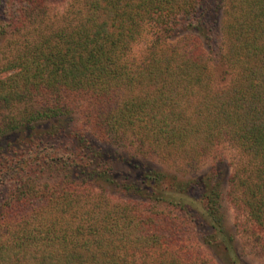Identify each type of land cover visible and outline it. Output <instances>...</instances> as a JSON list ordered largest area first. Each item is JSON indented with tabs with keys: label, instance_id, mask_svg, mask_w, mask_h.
I'll list each match as a JSON object with an SVG mask.
<instances>
[{
	"label": "trees",
	"instance_id": "obj_1",
	"mask_svg": "<svg viewBox=\"0 0 264 264\" xmlns=\"http://www.w3.org/2000/svg\"><path fill=\"white\" fill-rule=\"evenodd\" d=\"M68 2L62 16L76 17L53 21L48 0H0V135L27 133L26 148L0 162V264H207L174 253L149 258L200 223L202 241L227 264H245L223 224L216 171L180 181L121 156L142 186L120 184V158L94 139L182 170L229 143L243 158L228 175L236 206L264 247V0ZM141 40L142 56L130 58ZM19 106L22 120L12 115ZM77 112L87 128L68 131ZM46 173L55 179L41 182ZM77 182L128 187L158 205L125 206L115 218L110 208L78 214ZM137 248L147 258H134Z\"/></svg>",
	"mask_w": 264,
	"mask_h": 264
},
{
	"label": "rangeland",
	"instance_id": "obj_2",
	"mask_svg": "<svg viewBox=\"0 0 264 264\" xmlns=\"http://www.w3.org/2000/svg\"><path fill=\"white\" fill-rule=\"evenodd\" d=\"M48 4L50 7V17L53 21H61L64 18L74 19L75 12L64 14L68 7V0H48ZM75 10V9H74ZM145 50V40H141L135 43L132 47L130 58H140ZM6 48H5V39H0V63L5 62L6 56ZM216 80H218L219 84H225L224 81H219V72L221 67L219 65H214ZM228 81V80H227ZM19 106L14 110L12 115H16L19 120L23 116L21 111L23 108ZM22 120V119H21ZM50 121H47L46 125H50ZM65 127L68 131L70 130H80L83 132L85 128H87L83 121V115L79 112L75 113L71 119L67 120L65 123ZM68 131H63L64 136H69ZM27 133L21 134L20 132H10L8 134L1 133V141H0V162H7L10 157V154L14 150L26 148L25 143L22 141V138H26ZM63 137V136H62ZM97 145L102 146L106 149V153L111 155V157L125 156L126 158H130L134 161V158L140 160L150 168L162 170L171 176H176L180 181L191 180L196 177L209 174L212 170L216 171V177L214 178L217 183H219V190L221 192L219 202H220V213L222 214L223 224L226 227L228 233H230L234 239V247L235 251L240 257L241 261L245 264H264V247L260 242L255 240V236H257V229H254L251 220L247 216L245 210H241L238 206H236V198L238 196V191L232 192V188L229 185V174L234 172V168L242 164L243 158L239 157L238 150L230 145L229 143H222L218 146V151L215 154V157L207 158L197 168L190 170H182L179 165H171L170 163L160 161L155 155L143 156L142 154H138L133 147L130 150L113 146L106 143H103L99 140L94 139ZM48 144V143H46ZM20 145L22 147H20ZM7 156V158H6ZM7 159V160H6ZM130 159V160H131ZM131 161V162H133ZM139 162V161H135ZM113 165L117 172V182L120 184H134L137 187L142 186L139 180V172L131 168L129 165H126L125 162L121 160H115ZM132 166V165H131ZM61 177V175H60ZM55 179L54 175H48L46 173L41 179V182H52ZM78 193L79 196H84V199L79 201V203L84 204L79 207L77 212L80 214L84 209L87 210H104L106 208H110L112 218L119 215L121 213L120 209L127 206V210L130 212H140L143 210H149L148 205L157 204L154 201H145L144 197L134 189H123L119 190L116 188H111L108 185H103L99 188H94L91 185H86L85 187H81V184H78ZM92 188V189H91ZM84 189L85 191H83ZM88 190L94 192V194L98 195V198L94 200V203L97 201H101L103 205V209H100L99 206L96 208L93 205V201L88 199L90 192ZM95 195V196H96ZM147 202V203H146ZM238 204V203H237ZM158 205V204H157ZM83 208V209H82ZM164 211H168V207H161ZM120 211V212H119ZM171 211V210H170ZM101 217H99V221H101ZM200 223V222H199ZM202 223L198 225L200 227L197 228V225L192 226V232L185 235L182 240L177 242V245L173 246H165L163 250H158L154 254H152L149 258H164L169 257L168 253H174L179 255L180 258H191L198 262L206 261L207 264H227L225 252L220 248L214 249L208 244L202 241L201 233L207 232L206 228L202 226ZM256 231H254V230ZM126 251L130 252L132 250L130 246V242L126 243ZM173 254V255H174ZM133 256L137 259L147 258L146 253L142 249H134Z\"/></svg>",
	"mask_w": 264,
	"mask_h": 264
}]
</instances>
